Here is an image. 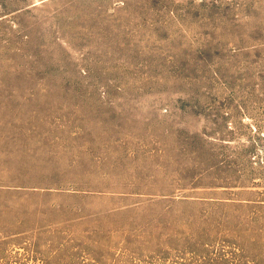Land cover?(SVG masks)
Masks as SVG:
<instances>
[{"label": "rangeland", "instance_id": "374dc122", "mask_svg": "<svg viewBox=\"0 0 264 264\" xmlns=\"http://www.w3.org/2000/svg\"><path fill=\"white\" fill-rule=\"evenodd\" d=\"M0 264H264V0H0Z\"/></svg>", "mask_w": 264, "mask_h": 264}]
</instances>
